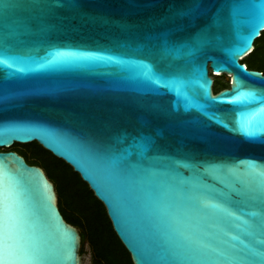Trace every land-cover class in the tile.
Instances as JSON below:
<instances>
[{
	"label": "water",
	"instance_id": "obj_1",
	"mask_svg": "<svg viewBox=\"0 0 264 264\" xmlns=\"http://www.w3.org/2000/svg\"><path fill=\"white\" fill-rule=\"evenodd\" d=\"M263 31L264 0H0V148L71 165L134 264H264L171 255L181 236L264 249V127L241 131L264 124V74L241 62ZM0 178L28 264H81L44 169L0 150Z\"/></svg>",
	"mask_w": 264,
	"mask_h": 264
},
{
	"label": "trees",
	"instance_id": "obj_2",
	"mask_svg": "<svg viewBox=\"0 0 264 264\" xmlns=\"http://www.w3.org/2000/svg\"><path fill=\"white\" fill-rule=\"evenodd\" d=\"M263 37L264 31L260 37L255 40L254 48L251 53L241 61L247 64L248 68H251L249 66L251 59L258 57V52L261 47L260 45H256V42ZM257 69L264 71L261 67H258ZM37 144L40 147L41 153H43V156L32 153L35 156L37 155V159L29 156V154H27L22 148H17L18 143H14L11 150L18 152L19 154L20 152H23V156L29 164L42 167L48 178L52 182L54 181L53 183L58 197V206L63 217L70 224L81 228V239L85 234L87 235L100 264H121L122 262L116 257V252L111 251L110 245L107 241V233L109 234V237L117 239L125 251V261L123 264H134L130 253L127 251L113 229L106 207L95 196L89 185L81 178L79 173L74 171L71 165L66 163L63 159L54 156L39 143ZM47 159H50L51 161H48ZM66 180H69L70 184H68ZM69 185L71 186L70 189L72 192H69ZM80 252L83 254L84 245H82Z\"/></svg>",
	"mask_w": 264,
	"mask_h": 264
},
{
	"label": "snow or ice",
	"instance_id": "obj_3",
	"mask_svg": "<svg viewBox=\"0 0 264 264\" xmlns=\"http://www.w3.org/2000/svg\"><path fill=\"white\" fill-rule=\"evenodd\" d=\"M6 37L0 33V49L6 50ZM264 127V124H253L252 130L241 128L246 135H254V129ZM18 205L14 199L12 188L7 179L0 178V264H28L38 259L34 248L21 244L18 229ZM181 243L171 250L172 257L176 259H246L264 254V249L250 250L247 256L230 253L227 250L210 248L202 240L180 237ZM215 254V255H213Z\"/></svg>",
	"mask_w": 264,
	"mask_h": 264
},
{
	"label": "rangeland",
	"instance_id": "obj_4",
	"mask_svg": "<svg viewBox=\"0 0 264 264\" xmlns=\"http://www.w3.org/2000/svg\"><path fill=\"white\" fill-rule=\"evenodd\" d=\"M256 45H260V50L258 52V57H254L253 59H251V63H250V67L257 69L258 67H261L264 69V37L262 39H260L258 42H256ZM212 77L218 81L223 80L226 78L227 80V76L225 74H222L220 76H214L212 75ZM219 86V85H218ZM17 148H22L27 154H29V156H31L32 158L37 159V155H42L43 153H41L40 151V147L36 142H29V143H18ZM12 147L10 148H0L1 151H8L11 150ZM37 154L36 156L33 155ZM20 154H24L23 152H20ZM43 156V155H42ZM48 161H51L50 159H47ZM54 182V181H53ZM66 182L68 184H70L69 180H66ZM71 186L69 185V192L72 190L70 189ZM78 230L81 233V228L77 227ZM108 236V243L110 245L111 251L116 252L115 255L118 258V260L122 261L121 264H123V262L125 261V251L123 250L121 244L118 242L117 239L111 238L109 237V234L107 233ZM82 245H84V252L81 255V264H100L99 259L96 257L95 255V250L92 247V245L89 242V239L87 237V235L85 234V236L81 239V247Z\"/></svg>",
	"mask_w": 264,
	"mask_h": 264
},
{
	"label": "flooded vegetation",
	"instance_id": "obj_5",
	"mask_svg": "<svg viewBox=\"0 0 264 264\" xmlns=\"http://www.w3.org/2000/svg\"><path fill=\"white\" fill-rule=\"evenodd\" d=\"M247 65V64H246ZM248 67V65H247ZM251 69V68H250ZM253 69V68H252ZM258 70V69H257ZM261 71V70H260ZM262 73L264 74V71H262ZM226 75V74H225ZM215 76H220V75H215ZM227 76V75H226ZM219 85V86H218ZM230 86V81H229V77L227 76V80L226 78L223 80H216L213 78V84H212V90L214 93L220 91L221 89H224L226 87Z\"/></svg>",
	"mask_w": 264,
	"mask_h": 264
},
{
	"label": "bare ground",
	"instance_id": "obj_6",
	"mask_svg": "<svg viewBox=\"0 0 264 264\" xmlns=\"http://www.w3.org/2000/svg\"><path fill=\"white\" fill-rule=\"evenodd\" d=\"M216 74H217V75H222L221 73H215V75H216ZM215 75H214V76H215Z\"/></svg>",
	"mask_w": 264,
	"mask_h": 264
}]
</instances>
